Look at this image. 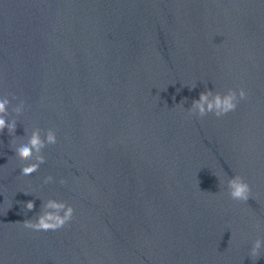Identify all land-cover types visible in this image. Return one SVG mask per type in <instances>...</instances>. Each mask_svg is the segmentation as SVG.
Masks as SVG:
<instances>
[{"label": "water", "instance_id": "obj_1", "mask_svg": "<svg viewBox=\"0 0 264 264\" xmlns=\"http://www.w3.org/2000/svg\"><path fill=\"white\" fill-rule=\"evenodd\" d=\"M240 88L234 112L193 110ZM5 99L0 264H264V0H0ZM49 128L22 177L13 149ZM52 200L68 224L23 227Z\"/></svg>", "mask_w": 264, "mask_h": 264}, {"label": "clouds", "instance_id": "obj_2", "mask_svg": "<svg viewBox=\"0 0 264 264\" xmlns=\"http://www.w3.org/2000/svg\"><path fill=\"white\" fill-rule=\"evenodd\" d=\"M209 96H213L212 100H209ZM247 99V92L244 88H240L238 92L233 89H228L224 93L216 92L214 95L211 91L203 92L200 94L199 100L193 102V110H198L196 115L204 117L209 113L214 114L217 118L227 115L229 112H234L240 100ZM8 100L5 99L0 101V132H3L5 128L10 133L15 131V122H6L4 116L7 113ZM24 107L22 102L21 108ZM21 108H17V113L20 112ZM57 143V135L54 129L49 128L45 138H41L39 130L31 135L30 140L26 144H22L19 147H15L13 151L20 160L25 161V166L21 168V176L24 178L29 177L34 172H37L40 165L45 162L44 155H38L36 162L28 163L32 161L33 152L40 153L41 149L47 145H55ZM52 177L48 176L45 178V182H51ZM63 184L64 181L62 180ZM228 187L230 189V198L235 201L247 202L250 198L251 187L248 182L241 176H233L229 182ZM26 208L32 210L34 208V202L28 201ZM46 207L54 209L55 211L45 212L40 215L35 221L25 220L23 227L32 229L35 231H56L63 228L68 224L74 216V208L64 201H49ZM262 241L257 239L251 249V256L259 259Z\"/></svg>", "mask_w": 264, "mask_h": 264}]
</instances>
